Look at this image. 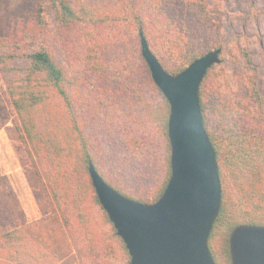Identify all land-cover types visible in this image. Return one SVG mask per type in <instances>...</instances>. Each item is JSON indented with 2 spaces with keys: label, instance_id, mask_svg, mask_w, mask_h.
I'll use <instances>...</instances> for the list:
<instances>
[{
  "label": "trees",
  "instance_id": "1",
  "mask_svg": "<svg viewBox=\"0 0 264 264\" xmlns=\"http://www.w3.org/2000/svg\"><path fill=\"white\" fill-rule=\"evenodd\" d=\"M226 1L36 0L22 36H0L15 120L62 225L52 232L43 219L0 230V264H63L69 254L57 241L70 243L80 264H130L90 169L139 203L164 195L173 173L171 104L143 50L171 75L212 50H221L222 61ZM231 60L246 69L237 68L234 84L215 64L198 92L222 190L208 238L215 264H233L230 237L238 227L264 226L262 71L245 45Z\"/></svg>",
  "mask_w": 264,
  "mask_h": 264
},
{
  "label": "water",
  "instance_id": "2",
  "mask_svg": "<svg viewBox=\"0 0 264 264\" xmlns=\"http://www.w3.org/2000/svg\"><path fill=\"white\" fill-rule=\"evenodd\" d=\"M221 50L208 52L177 75L144 48L155 82L171 104L173 173L155 203L131 200L108 185L94 167L96 194L131 255L130 264H215L208 238L221 206L214 147L204 128L199 87ZM233 264H264V226L245 224L230 237Z\"/></svg>",
  "mask_w": 264,
  "mask_h": 264
},
{
  "label": "rangeland",
  "instance_id": "3",
  "mask_svg": "<svg viewBox=\"0 0 264 264\" xmlns=\"http://www.w3.org/2000/svg\"><path fill=\"white\" fill-rule=\"evenodd\" d=\"M35 9L36 0H0V36L21 37L34 19ZM223 9L224 55L216 63L217 68L225 67L234 84L237 68L246 69L243 63L236 66L232 62L231 53L238 44L245 45L261 68L264 90V0H227ZM48 12L50 15V8ZM17 64L26 65L23 60ZM6 78L0 72V230L46 219L52 232H61L60 212L29 143L17 126ZM64 235L68 238L66 232ZM57 245L66 247L69 254L63 264H80L70 243L57 241Z\"/></svg>",
  "mask_w": 264,
  "mask_h": 264
}]
</instances>
